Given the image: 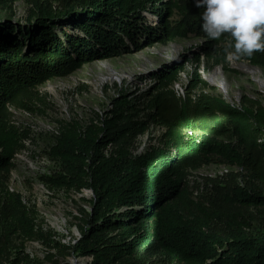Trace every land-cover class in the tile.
Segmentation results:
<instances>
[{"label": "trees", "instance_id": "16d2710c", "mask_svg": "<svg viewBox=\"0 0 264 264\" xmlns=\"http://www.w3.org/2000/svg\"><path fill=\"white\" fill-rule=\"evenodd\" d=\"M16 1L21 0H0V7L12 9ZM22 1L29 6L24 22L0 18V117H7L10 107L25 106L38 86L88 63L194 38L196 47L154 72L155 118L167 128V138L176 141L179 163L217 160L251 172L247 183L215 182L219 200L243 208L264 207V124L245 122L237 109L209 93L213 88L202 75V58L208 69L214 63L230 70L225 49L233 50V41L227 33L218 40L206 36L201 29L204 9L196 7L195 0ZM237 60L264 70V52ZM190 61L197 66L181 95L175 85L189 73ZM120 133L104 138L92 128L68 126L51 148L63 168L50 179L52 186L93 192L87 224L69 245L75 254L91 257L90 264H138V252L154 247L179 264H264V227H247L201 206L186 211L189 201L182 180L173 179L159 164V154L133 160L128 150L105 153L110 141L125 137V129ZM11 158V153L0 155V169L8 167ZM6 200L1 208L5 221L0 218L1 251L4 238L52 237L36 223L21 195L8 193Z\"/></svg>", "mask_w": 264, "mask_h": 264}, {"label": "rangeland", "instance_id": "374dc122", "mask_svg": "<svg viewBox=\"0 0 264 264\" xmlns=\"http://www.w3.org/2000/svg\"><path fill=\"white\" fill-rule=\"evenodd\" d=\"M28 12L29 6L24 1H16L12 9L0 7V18L24 22ZM197 44L194 38L155 43L136 53L96 60L69 76L38 86L25 106L10 107V114L0 117V155L12 154L9 166L0 169V218L5 221L6 212H1V208L7 201L6 194H19L36 223L52 236L40 241H27L17 235L8 242L4 238L3 251L0 243V264H90L92 261L89 256L75 254L69 245L80 238L81 229L87 224L93 192L57 188L50 181L63 172L61 163L50 151L57 136L68 126L79 131L92 128L104 138L114 137L125 129V137L110 141L105 153L110 156L128 150L133 160L159 154V164L173 179L182 180L189 201L186 211L201 206L223 217L240 220L247 227H264V207L243 208L223 203L213 189L215 182L247 183L251 172L231 166L233 175L210 180L208 174L226 163L217 160L179 163L175 158L176 141L162 133L155 118L154 72L164 63L177 61ZM186 64L189 73H183L175 85L181 95L186 92L190 73L197 66L194 61ZM202 67H205L201 70L203 77L213 88L211 95L221 97L237 109L245 122L264 124L263 69L237 59L228 64L230 70L214 63L208 69L205 58ZM244 67L260 69V77ZM254 183L262 188L260 182ZM137 257L138 264H179L154 247L143 249Z\"/></svg>", "mask_w": 264, "mask_h": 264}, {"label": "clouds", "instance_id": "9594fccd", "mask_svg": "<svg viewBox=\"0 0 264 264\" xmlns=\"http://www.w3.org/2000/svg\"><path fill=\"white\" fill-rule=\"evenodd\" d=\"M203 8L201 29L211 40L230 35L233 50L225 49V60L252 58L264 52V0H195Z\"/></svg>", "mask_w": 264, "mask_h": 264}, {"label": "built area", "instance_id": "2783aa9c", "mask_svg": "<svg viewBox=\"0 0 264 264\" xmlns=\"http://www.w3.org/2000/svg\"><path fill=\"white\" fill-rule=\"evenodd\" d=\"M158 126L160 127L162 133L166 135L167 128L164 125L160 124V123H158ZM234 167H236V166H234ZM237 168H239V167H237ZM232 171L233 170H232V167L230 165L221 164V165H218L213 172L208 174V177L212 178V179H216V178L223 177V176L227 175L228 173H230Z\"/></svg>", "mask_w": 264, "mask_h": 264}, {"label": "bare ground", "instance_id": "6f19581e", "mask_svg": "<svg viewBox=\"0 0 264 264\" xmlns=\"http://www.w3.org/2000/svg\"><path fill=\"white\" fill-rule=\"evenodd\" d=\"M244 70L247 71V72H249V73H251V74H253V75L256 76V77H257V76L260 77L261 71H260V69H258V68L244 67ZM211 81H212V82H215V79L212 78Z\"/></svg>", "mask_w": 264, "mask_h": 264}]
</instances>
